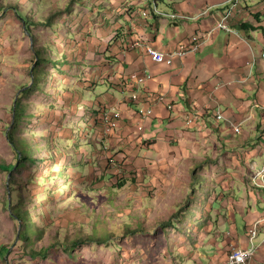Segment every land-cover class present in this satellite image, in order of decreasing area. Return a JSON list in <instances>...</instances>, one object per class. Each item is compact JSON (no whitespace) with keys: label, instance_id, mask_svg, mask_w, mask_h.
<instances>
[{"label":"rangeland","instance_id":"rangeland-1","mask_svg":"<svg viewBox=\"0 0 264 264\" xmlns=\"http://www.w3.org/2000/svg\"><path fill=\"white\" fill-rule=\"evenodd\" d=\"M129 3L0 0V249L10 248L6 257L0 253V264H174L181 242L193 234L191 225L214 220L204 209L195 216L184 210L190 203L201 208L216 195L239 202L245 198L241 192L264 197V189L253 182L264 179V113L257 114L260 107L264 112V76L256 80L259 89L250 92V99L257 97L263 105L252 108L254 119L229 143L216 132L211 140L197 137L199 150L185 168L139 167L110 143L96 148L101 140L92 137L89 113L98 107L96 97L107 91V85L97 83L107 80L109 45L124 30L118 24L127 26ZM49 18H54L51 25ZM98 71L97 86L88 81ZM114 96L121 95L114 91ZM12 128L18 136L16 152L7 138ZM28 152L33 162L6 170L19 163L16 153ZM109 158L116 159L114 165ZM9 199L37 233L36 249L57 246L48 259L31 260L16 248L22 226L12 216ZM100 237L111 241L89 240ZM79 239L88 243L72 253L63 250Z\"/></svg>","mask_w":264,"mask_h":264},{"label":"crops","instance_id":"crops-1","mask_svg":"<svg viewBox=\"0 0 264 264\" xmlns=\"http://www.w3.org/2000/svg\"><path fill=\"white\" fill-rule=\"evenodd\" d=\"M228 1L130 0V12L124 16L127 26L121 34L124 41L110 45L114 61L104 68L107 80L98 83L107 85V91L96 98L97 105L99 102L121 119L116 124L114 137L106 141L114 146L122 145L139 167L185 168V164H193L199 150L200 138L197 137L207 136L211 140L216 132L221 142L229 143L235 136L230 123L240 124L241 134L242 125L254 119L252 108L263 106L259 98L250 99V92L253 88L259 89L256 80L264 76V57H261L264 35L261 30H251L262 27L264 31V0L260 3L250 0L249 3L254 2L252 5L238 0L237 10L229 20L234 33L217 28ZM144 2L145 8H139ZM206 9V14L202 15ZM142 11L147 12L146 17L141 16ZM243 24L246 30L239 28ZM252 33H258L257 37ZM195 35L205 42L197 50L175 58L170 67L155 64L144 54L145 45L166 52L182 47L190 49L191 37ZM134 42H139L140 46L134 47ZM253 57V65L247 66ZM144 72L151 75L144 84L130 81L132 74ZM114 91L121 95L119 99ZM146 107L152 109V114L143 119L139 110ZM215 110H220L224 117L220 124L213 123ZM258 111V117L262 116L264 112ZM192 118L194 122L188 125L187 121ZM138 125L142 126V131L137 130ZM263 181L253 179L261 192ZM250 193L251 196L241 192L245 198H239V202L231 197L222 200L216 195L210 205L202 203V207L197 208L191 203L190 208H185L194 216L201 209L208 217L215 216L213 222L191 225L193 234L186 236L188 241L181 242L180 252L173 255L174 264H225L235 245L254 247L251 264H264V197ZM218 198L220 210L215 208ZM256 226L258 235L251 242L250 231Z\"/></svg>","mask_w":264,"mask_h":264},{"label":"trees","instance_id":"trees-1","mask_svg":"<svg viewBox=\"0 0 264 264\" xmlns=\"http://www.w3.org/2000/svg\"><path fill=\"white\" fill-rule=\"evenodd\" d=\"M152 1L155 2L156 0H152ZM16 12H18V11H16ZM256 16H255V18L257 19L258 17H256ZM53 19L54 18H49L48 19L47 22H48L49 25L53 24ZM122 28H123V26H122ZM239 28H242V29L246 30V25L243 24ZM248 29H251V27H249ZM26 30L29 33H31L29 28H27ZM251 30H261L263 35H264V31H263L262 27H257V28L253 27ZM121 36L118 35L116 39L113 38V40H115V41H113V44H116L118 40H121V42L124 41V39L121 38ZM122 44L124 45V42ZM120 49L122 50L123 46L120 47ZM107 58L109 60V61H107L109 64L114 61V57L113 56L107 57ZM37 63L39 64V61H37ZM34 72H35V70H34ZM101 72H102V70H101ZM99 74H100L99 71H98V73L95 72L93 75L90 76V80L88 82L92 81V83L94 85H97L98 83L96 84L94 80H95V78H98ZM80 100H82V99L80 98ZM78 103L83 106L84 111L88 110V108H86V106L84 105L85 103H83L82 101H79ZM76 106L78 108V104ZM86 113L88 114L89 111H87ZM105 113H107L109 115V122H110L109 125H110V128H111V132L109 134H107V135H105V133H104L105 124L103 122V115ZM89 116H90L89 118H91V123H93L95 125V127L92 129V131H93L92 137L94 136L96 141L101 140L100 144L96 143L97 144L96 148H98V147L100 148L101 146L106 148L105 143H109L106 140L110 139V138H113L114 135H115L116 124H117L118 121L121 120L120 119V115L116 114L115 112H110L108 110V108H106L105 106L101 105L98 102V107L96 109H93L91 111V113H89ZM15 124H16V118H15ZM13 128H14V126H13ZM13 128L8 131L7 138H8L10 144L12 145V147L14 149V147L16 148V140H17L18 136H17V134H15L13 132ZM24 141H26V142H24ZM22 143H23V145H25L27 143L26 146L28 145V148L31 146V143L29 142V140H26L25 137H23ZM111 146H112L113 149L116 148V149L120 150L121 153L124 154V157H127V156L129 157V155L124 150L122 145L120 146V144H119L117 146H114V144L112 143ZM16 150L18 151L17 148H16ZM16 150H15V152H16ZM20 154L21 153H16L17 159H19V163L14 165V166H12V167H6V170H8L9 172L17 171V170L21 169V167L23 165H25L26 163L33 162V157L30 156L29 152L26 153V154L22 153L21 156H20ZM27 161H29V162H27ZM109 161H110L111 165H114L116 159H110ZM12 181H13V177L11 178V185L10 186H12ZM122 186H123V183H119V188H121ZM11 189H12V187H11ZM7 203H8V205H10L12 216H14V219H16L17 221H20L21 222V226H22V230H21L20 234H18V236H17L18 237V241H17V244H16V248L20 247L23 250L24 253L25 252L27 253V255L31 258V260H38V259L46 260V259H48L50 257V255H51V251L54 248H57V246L56 245H52L50 247H43V248H40V249H36L34 247V242H35L34 239L37 237V233L33 234L35 231L33 230V227L26 221V217H27L26 213L21 211L19 205L17 207H15L12 204V200L11 199H9L7 201ZM190 204L189 205L187 204L189 206L187 208H190V206H191ZM174 219H175V217H173L172 220H169L167 223H163V227L166 228L167 226H171L173 224V220ZM206 222H207L206 220L203 221V223H206ZM132 232L134 234L138 233V231H132ZM129 234H130V232H129ZM100 239H102V237L96 238L95 240H93V239H89V240H91L92 242H95L97 244H107L108 242L111 241V239H109V238L105 239V240H101V241H100ZM86 242L88 243V241H86L85 239L84 240L83 239L76 240V241H74L72 243V245L65 246L63 250L66 253H72V251L75 250L78 246L85 245ZM9 252H10V248H6V246L2 247L0 249V253L4 257H6L9 254Z\"/></svg>","mask_w":264,"mask_h":264},{"label":"built area","instance_id":"built-area-1","mask_svg":"<svg viewBox=\"0 0 264 264\" xmlns=\"http://www.w3.org/2000/svg\"><path fill=\"white\" fill-rule=\"evenodd\" d=\"M152 1V0H150ZM238 6V0H229L226 5L223 7V12L221 14V19L217 24V28L222 29L226 31L227 33H234V30L230 27L229 25V20L233 16V13L237 10ZM207 9L204 10L201 14H206ZM155 14H158L157 11H155ZM142 17L147 16V12L142 11L141 12ZM172 18H176L175 15H171ZM205 41L201 40L198 35H195L191 37V43L192 47L190 49H187L185 47L179 48L177 50L171 51V52H166L162 51L159 49H156L152 46L145 45L143 47L144 54L150 59L151 62L158 64V65H165V66H172L174 63V59L177 57H182L185 55L188 51H194L197 50ZM134 47H139L140 44L139 42H134L133 44ZM261 57H264V54L261 55ZM254 63V57L252 60L248 63H246L247 66H252ZM151 79V75L147 72L142 73V75H136L132 74L130 76V81L134 82L137 85H142L146 81ZM152 114V109L150 107H146L144 109L139 110V116L143 119L149 117ZM214 118L217 121H222L224 120V117L222 115V112L220 110H215L214 112ZM103 122L105 124L104 128V133L105 135L109 134L111 132V128L109 125V115L105 113L103 115ZM194 122V118L189 119L187 121V124L190 125ZM230 127L233 130L234 134H239L241 131V125L240 124H233L230 123ZM138 131H142V126L138 125L137 126ZM250 237H251V242L257 237L258 235V227H254L250 231ZM255 255V248L252 246H248L246 248L242 246H232L229 255L227 258V261L225 264H251L252 260Z\"/></svg>","mask_w":264,"mask_h":264},{"label":"water","instance_id":"water-1","mask_svg":"<svg viewBox=\"0 0 264 264\" xmlns=\"http://www.w3.org/2000/svg\"><path fill=\"white\" fill-rule=\"evenodd\" d=\"M16 104V103H15Z\"/></svg>","mask_w":264,"mask_h":264}]
</instances>
